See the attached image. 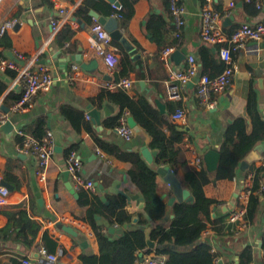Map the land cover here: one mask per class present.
I'll return each mask as SVG.
<instances>
[{"label":"crops","instance_id":"crops-1","mask_svg":"<svg viewBox=\"0 0 264 264\" xmlns=\"http://www.w3.org/2000/svg\"><path fill=\"white\" fill-rule=\"evenodd\" d=\"M115 1L121 6V10L115 9L107 0H0V26L10 20H18L20 23L0 36V65L4 60L13 59L14 52L22 53L28 58L38 56L40 63L52 70L54 78L52 89L49 92L39 93L32 107L10 115V121L14 125L11 134L6 135L0 128V182L6 181L4 179L6 173L15 181V184L6 181L13 185L14 190L10 192L9 206L0 213V230L8 225L6 213L13 212L10 210L11 207L20 205H23L20 212L26 214V221L32 220L41 227L35 245L30 249L25 242L19 241L24 235L30 238L26 231L18 238L12 230L7 236L9 240H5L3 235H0V264H23L25 259H37L35 256L40 246H45L51 253L59 255L60 264H84L82 256L99 259L100 248L97 238L91 226L83 221L89 206L80 204L79 190L81 188L76 187L70 175L67 179L65 177L66 151L72 145L79 146L77 153L83 162L82 176L96 185V190L92 194L101 199L108 195L127 196L126 210L133 215V223L138 222L137 215L142 209L139 207L143 203L128 175L131 164L104 153V157H101L89 133L83 131L77 134L71 130L59 112L61 104H68L84 111L86 119L92 123L90 113H98L103 130H97L93 124L99 136L117 144L122 150L140 153L151 167H154V158L152 162L147 160L142 149L148 148L150 152L155 151L149 148L148 138L140 128L134 127L135 137L130 142L124 141L115 130H107L103 124L104 120L116 117L121 109L111 100H105L101 105L94 102L102 91H116L115 85L122 79L128 78L134 82L132 89L128 91V95L133 99L144 97L160 110V105H163L164 111L161 110L163 113L167 111L168 102L174 105L179 103L186 110L185 123L176 124L182 129H189L180 144L188 161L202 159L204 162L208 151H219L225 129L234 119L243 117L250 125V118L246 112V97L254 79L258 109L260 116L264 119V89H261L259 84L261 79L264 80V41L249 42L234 54L233 80L226 92L214 96L216 107L213 110L207 111L201 104L194 84H190L183 90L182 101L164 100L161 95L166 94L169 69L162 61L161 52L166 46L176 48L170 58L172 67L176 69L186 67L188 57L194 55L202 73L201 50L205 47L212 48L214 51L218 49L215 46L206 45L200 37V14L206 0H182L186 9L187 24L181 39H177L174 35L169 0ZM128 2H133L134 14L127 26L123 27L122 19L118 15L125 9ZM230 3H234L235 8L230 10ZM213 8L226 11L230 15L224 16L221 20L225 35H230L243 23L254 24L264 19V11H259L256 15L244 12L240 0H213ZM92 12L99 18L116 17L120 32L138 50L140 58L134 60L119 43L121 49L114 46L117 48L120 63L114 69L109 68L92 45L94 38L91 32L94 19L91 16ZM66 17L68 18L65 19ZM151 17H159L167 24L162 46L158 45L153 40V36L146 31ZM52 19L61 22L60 31L65 26H69L74 31V37L58 45L57 34L53 33L50 23ZM228 20L231 22L227 23ZM17 64L20 69L25 65L21 61H17ZM75 65L80 69L72 72L71 83L68 75ZM124 73H126L125 76H123ZM12 74L15 77H11ZM18 75V72L11 70L0 72V77L7 84V90L0 99L1 117L6 115L2 110L3 106L11 108L14 105L4 104L9 93L21 92V89L14 84ZM139 75L143 77L140 78ZM40 119L45 121L46 134H50L54 142L46 180L36 176V160L19 153L20 144L17 135L18 130L32 135L34 125ZM257 163L251 166L259 167ZM204 166L206 167L205 162ZM178 179L183 184L182 173L179 174ZM69 184L72 185L70 189L67 187ZM252 184L253 182L248 180L246 171H241L239 166L233 180H220L206 185L204 187L206 196L219 202V206L214 209L213 217L220 218L224 214H229V222L240 203L242 189L245 186L252 187ZM157 187L169 202L173 197V191L160 175L157 176ZM82 189L88 193V197H91L89 191ZM261 194L263 198L260 217L256 225H246L239 232L240 226L237 224L238 232L235 235L228 233L217 235L211 228L203 233V239L212 245V252L218 264L237 262L241 250L248 246L254 249V264H263L264 252L261 238L264 229V193ZM224 208L226 211H223ZM171 218V211H168L162 223L167 225ZM65 227L72 228L76 236L67 233ZM125 230V227H119L113 229V233L110 230L109 235L112 239L117 238ZM88 233H92V236L89 237ZM150 252L155 253V251ZM143 254L145 255L144 252H136V256Z\"/></svg>","mask_w":264,"mask_h":264},{"label":"trees","instance_id":"trees-1","mask_svg":"<svg viewBox=\"0 0 264 264\" xmlns=\"http://www.w3.org/2000/svg\"><path fill=\"white\" fill-rule=\"evenodd\" d=\"M240 1L244 12L252 15L258 14L259 11L253 2ZM119 14L122 26L126 27L134 14L133 2H128L125 9ZM166 28L167 24L163 19L151 17L146 31L153 36V40L158 45L162 46ZM73 37L74 31L69 26H65L57 34L56 42L58 45H62ZM113 44L121 49L119 43L113 41ZM215 48L218 49L214 51L212 48L205 47L200 52L203 73L211 77L220 74L224 68V63L219 57L220 46H215ZM125 75L126 73L123 74V76ZM11 77H15V75L12 74ZM139 77L143 76L139 75ZM254 84L255 79L251 82L246 97V112L250 118V125L243 117H238L227 125L223 141L218 149L220 160L213 174L209 173L205 166L199 169L190 166L184 151L180 148L185 133L182 132L180 125L172 120L176 109L181 107L179 103L174 105L168 102L167 111L163 113L154 103L144 97L133 99L127 91L121 88H117L114 92L104 90L94 101L101 105L105 100H111L121 109L116 117L104 120L103 124L107 130H116L123 112L125 110L130 112L137 126L148 138L149 148L156 152L154 167H151L140 153L122 150L117 144L99 136L94 124L86 119L84 111L68 104H61L59 112L73 132L77 134H81L83 131L89 133L99 151L131 164L132 167L128 175L136 188L139 199L144 204V207L138 212V222L134 224L133 215L126 210L127 196L123 194L108 195L101 199L90 192L91 197H88V193L81 188L79 190L80 204L89 206L83 221L91 226L100 248L99 259L82 256L84 264H134L137 258L136 252L151 254L147 250L144 232L150 227H152L151 239L156 243L155 254L165 256L166 264H218L215 254L212 252V245L203 239V233L211 228L217 235L225 233L235 235L238 228L237 223L228 222L229 214H224L220 218L213 217L214 209L219 206V202L208 198L204 187L220 180H233L244 158L256 146L264 143V119L260 116ZM6 90L7 84L0 77V99ZM21 98V92L19 94L10 92L4 100V104L10 106ZM45 127V121L38 120L34 125L32 135L42 139L46 136ZM18 137V142L21 144L24 139L21 136ZM78 150V145H72L67 149L66 156ZM160 167H169L177 178L182 173L184 176L182 185L190 192L194 200L191 202L176 201L169 205L167 198L163 197L164 195L159 192L157 187V169ZM246 174L247 176L253 174V184L244 217L246 225L254 226L260 217L263 195L258 191L261 184L264 183V167L251 166ZM4 179L15 184L8 173L4 175ZM239 205L240 203H238ZM22 206L11 207L10 210L13 212L6 213L8 225L0 230V235H3L5 240H9L7 236L12 230L18 238L23 236L26 231L30 238L24 235L23 239L19 241L25 242L30 249L35 245L41 227L32 220L26 221V214L20 212ZM168 211H171L172 218L166 225L162 221ZM119 227H125V232L112 239L109 231ZM261 239L264 252V229ZM254 261V249L248 246L241 250L238 261L233 264H254ZM262 262L264 264V254Z\"/></svg>","mask_w":264,"mask_h":264},{"label":"built area","instance_id":"built-area-1","mask_svg":"<svg viewBox=\"0 0 264 264\" xmlns=\"http://www.w3.org/2000/svg\"><path fill=\"white\" fill-rule=\"evenodd\" d=\"M171 17L174 24V35L177 39H181L183 29L186 27V9L182 0H169ZM253 2L258 11H264V0H246ZM118 11L121 6L113 5ZM235 8L234 3L229 4V9ZM64 13V11H61ZM228 12L218 11L213 8V0H206V3L201 9V30L200 37L203 43L209 46H220L219 57L224 63V68L220 74L211 77L200 71L198 60L194 55L188 57V65L181 69L172 67L170 63L171 55L175 52V46H166L162 52V61L169 69L168 79L166 81V94L161 95L162 99H167L173 102L182 101V92L190 84H194L197 89V96L201 104L207 111L213 110L216 107L214 96L220 95L228 89L233 80L234 69V54L243 49L249 42L264 41V19L257 23H243L232 34L225 35L221 20ZM121 18L120 14L118 15ZM66 17L65 19H67ZM52 31L58 34L61 28V22L56 19L50 21ZM17 24L18 20H10L4 22L0 26V36L4 35L8 29H12ZM91 32L94 36L92 45L97 49L98 54L103 57L109 68H116L120 63V57L117 54V48L113 44L111 36L107 33L104 26L98 19L94 18L91 25ZM13 59H7L1 62L0 72L8 70L18 72L15 78L17 87L21 89L22 98L16 102L10 109V113L5 116H0V125L5 124L10 120V115L19 111H25L32 107L35 97L39 93L49 92L52 89L54 78L52 70L40 63L38 56L30 57L19 52H14ZM16 58V59H15ZM17 61L24 62V67L19 68ZM79 66L72 67V71L68 75V79L72 83V72L78 71ZM134 85L131 79L125 78L118 82L115 87L130 91ZM131 114L125 110L120 117L119 125L115 132L126 142H130L136 135V129L130 124ZM187 118L186 110L183 107H178L172 115V120L175 123H185ZM17 135L23 137V142L19 145V153L25 156H31L36 160L37 168L35 174L41 180H46L47 169L50 165L52 154L54 151V142L50 134H46L42 139H38L30 134H25L22 130L17 131ZM101 157L104 154L97 151ZM189 165L194 168L204 166L202 159H191ZM66 170L69 173L72 181L77 188H84L93 193L96 190V185L93 182L87 181L81 174L83 162L76 151L71 152L65 161ZM259 167H264V157L257 163ZM248 180H253V174L248 175ZM240 197V205L232 214L230 221L237 223L240 226L239 232L246 227L245 213L251 195V187L245 186L242 189ZM264 193V183L258 191ZM10 191L0 182V213L9 206ZM91 237L92 233H88ZM37 259H25L23 264H60V256L51 253L45 246H40L37 250ZM167 258L155 253L138 255L134 264H166Z\"/></svg>","mask_w":264,"mask_h":264},{"label":"water","instance_id":"water-1","mask_svg":"<svg viewBox=\"0 0 264 264\" xmlns=\"http://www.w3.org/2000/svg\"><path fill=\"white\" fill-rule=\"evenodd\" d=\"M107 1H109L112 5L119 6V4L116 3L115 0H107ZM91 16H93L94 18L99 20V22L104 26L107 33L111 36L112 40L120 43L122 45V47L124 48L125 52L128 55H130V57H132L134 60L140 58L138 50L120 32L119 22H118L116 17H112L109 19L99 18V16L94 12L91 13ZM231 20H233V18ZM231 20H228L227 23L231 22ZM259 84H260V88L264 89V80L263 79H261L259 81ZM160 108L162 111H164L163 105L162 106L160 105ZM2 110L4 111L5 114L10 113V109L8 107L3 106ZM89 116L92 117V121L95 124V126L97 127V130L102 131L103 129L101 127V122L99 119L100 117L98 116V113L97 114L90 113ZM130 124L133 127L137 126V123L135 122L133 117L130 118ZM0 128L6 135H9L13 132L14 125L9 120L5 124L1 125ZM188 131H189V129H187V128L182 129L183 133H187ZM142 153H143L144 157L147 160H149L150 162H152L153 158L156 156V152H150L148 150V148L142 149ZM263 156H264V145L259 144L241 162L240 170L241 171H247L251 167V165H253L256 162H259ZM219 160H220V153L218 151L211 150L205 154L204 162H205L206 168H207L209 173H211V174L215 173L217 166H218V163H219ZM157 173H158V175L162 176L165 179V181L172 188L173 197L169 200V202H168L169 205H172L176 201H178V202H184V201L191 202L194 200V198L191 196L190 192L183 188L181 182L179 181V179L176 177V175L172 172V170L169 167H160L157 169ZM68 176H69V173L68 172L65 173L66 179L68 178ZM1 184L3 186H5L10 192H12L14 190L13 185L7 183L6 181L2 180ZM67 187L70 189V188H72V185L69 184V185H67ZM100 188H102V187L100 186ZM143 207H144V205L140 204L139 208H143ZM223 211H226V208H224ZM64 229L70 235L76 236V233L74 232V230L72 228L65 227ZM151 231H152V227L144 230V232L146 234L147 250L148 251H155L156 250V243L154 241H152V239H151ZM113 232H114L113 229H111V233H113ZM35 258H38V254H36Z\"/></svg>","mask_w":264,"mask_h":264}]
</instances>
